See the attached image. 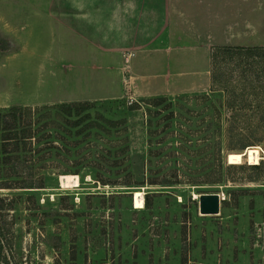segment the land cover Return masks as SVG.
Masks as SVG:
<instances>
[{
    "label": "rangeland",
    "instance_id": "obj_1",
    "mask_svg": "<svg viewBox=\"0 0 264 264\" xmlns=\"http://www.w3.org/2000/svg\"><path fill=\"white\" fill-rule=\"evenodd\" d=\"M206 1L224 17L237 5L236 0L227 5L226 0H203L197 4L199 16ZM249 4V33L234 32L227 38L218 34L217 43L210 39L209 51L222 40L264 45L260 14L264 15V0ZM49 6V0H0V109L95 101L106 116H125L128 160L126 166L93 167L92 155L114 141L89 138L90 144H82L80 151L75 152L76 147L63 157L51 154L42 161L45 168H32L34 176L42 177L31 187L19 186L21 170L0 164V264H153L150 256L157 251L167 257L160 259L165 264H264V134L251 144L228 136L226 108L218 107L220 118L210 112V100L219 98V92L213 91L209 100L197 96L209 91V75L205 80L202 72L198 85L195 80L185 93L169 96L156 106L137 96L117 95L114 66L103 59L102 51L57 31L36 12ZM131 101L139 107L127 109ZM145 108L160 111L152 117L154 133L149 144ZM160 109L176 113L164 119L168 110ZM250 124L254 129L264 127V122ZM204 129H208L204 136L212 137L205 140L211 167L218 168V150L226 163H235L222 166L217 182L201 180L198 174L204 164L197 163L201 153L196 150L202 147L197 144ZM184 136L190 138L185 142L192 150L178 152L177 144ZM250 149L258 151L257 167L247 165ZM146 158L156 177L191 176L195 181L147 183L151 175ZM39 163L34 161V167ZM65 167L66 171L59 170ZM127 172L130 182L116 183ZM61 175H76L78 184L62 186ZM136 191L142 192L140 208L133 203ZM202 192L219 193L216 214L198 212L197 195Z\"/></svg>",
    "mask_w": 264,
    "mask_h": 264
},
{
    "label": "trees",
    "instance_id": "obj_2",
    "mask_svg": "<svg viewBox=\"0 0 264 264\" xmlns=\"http://www.w3.org/2000/svg\"><path fill=\"white\" fill-rule=\"evenodd\" d=\"M215 90L219 92L220 97L210 100L212 108L210 112L213 117L220 118L218 107L226 108L225 119L228 125L225 131L228 136L242 138L245 144L259 140L257 136L264 134V127L254 129L250 123L264 122V45L212 46L209 51V91L197 96L209 100V95ZM166 98L159 95L140 98V100L156 106ZM137 101L129 102L127 109L138 108ZM214 101L218 104L216 105ZM167 102L169 107V101ZM95 104V101L90 100H72L40 105H9L0 109V164H8L10 168L21 170L23 174L18 179L19 186L31 187L42 177V174L34 176L32 168L34 170L45 168L43 162L51 154L63 157L76 147L75 152H78L82 144H90L89 138H93L114 141L107 146L108 149H100L102 153L95 154V157L92 155V160L89 162L93 167L101 164L116 166L115 164L119 163H124L126 166L128 160L126 118L125 116L108 117ZM160 110H168L163 116L164 119L172 118L176 113L174 109ZM159 112V109H144L147 144L150 143V137L154 133L151 128L152 117ZM207 130L202 131L201 143L197 144L202 146L196 150V153H201L197 163L204 164L200 166L202 172L199 171L198 174L201 180L217 182L220 181L222 166H232L235 163H226L218 150L216 158L218 168L211 167L213 162L206 160L211 158V152L208 151L206 146L208 143L205 140H212L211 136H204ZM185 132L186 135L192 136L190 130L186 129ZM185 140L189 141L190 138L183 137L182 142L177 144L178 152L185 153L192 150L186 145ZM111 148L112 154H110ZM150 153L149 148L147 154ZM192 153L193 156L196 154L193 151ZM109 156L111 158L107 159ZM34 161H40L37 167H34ZM78 162L77 160L75 164ZM149 165L150 159L146 158V170L151 175L146 179L147 183L194 182L196 178L178 175L156 177L155 171L152 172ZM247 165L257 167V162ZM59 170L67 169L65 167ZM77 170V168L73 169V173ZM128 176L127 172V177L116 183H129ZM100 180L105 182L104 179Z\"/></svg>",
    "mask_w": 264,
    "mask_h": 264
},
{
    "label": "crops",
    "instance_id": "obj_3",
    "mask_svg": "<svg viewBox=\"0 0 264 264\" xmlns=\"http://www.w3.org/2000/svg\"><path fill=\"white\" fill-rule=\"evenodd\" d=\"M201 2L49 0L47 10L36 12L48 18L57 31L102 51L103 59L118 74L113 91L140 99L185 93L193 81L199 84V72L208 79L210 39L216 41L218 34L227 38L234 32L249 33L250 0H236L229 17L212 9L207 1L199 16L195 12H200L197 4ZM230 2L225 1L226 5ZM219 43L230 44L225 40ZM150 257L155 259L153 264H165L160 259L167 258L161 251L152 252Z\"/></svg>",
    "mask_w": 264,
    "mask_h": 264
},
{
    "label": "water",
    "instance_id": "obj_4",
    "mask_svg": "<svg viewBox=\"0 0 264 264\" xmlns=\"http://www.w3.org/2000/svg\"><path fill=\"white\" fill-rule=\"evenodd\" d=\"M228 160V153L225 156ZM227 162V161H226ZM218 192H202L197 195V210L200 214H216L219 210Z\"/></svg>",
    "mask_w": 264,
    "mask_h": 264
},
{
    "label": "bare ground",
    "instance_id": "obj_5",
    "mask_svg": "<svg viewBox=\"0 0 264 264\" xmlns=\"http://www.w3.org/2000/svg\"><path fill=\"white\" fill-rule=\"evenodd\" d=\"M248 157L251 163H256L258 158V151L256 149L248 150ZM60 182L62 186H68L70 182H73L74 185L78 184V179L76 175H61ZM142 192L136 191L133 197V203L135 208H140L143 206Z\"/></svg>",
    "mask_w": 264,
    "mask_h": 264
}]
</instances>
